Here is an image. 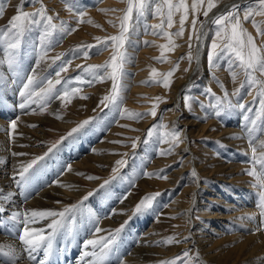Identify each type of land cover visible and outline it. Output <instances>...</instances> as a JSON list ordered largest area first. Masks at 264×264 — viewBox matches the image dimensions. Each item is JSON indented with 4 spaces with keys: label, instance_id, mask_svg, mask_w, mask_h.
Here are the masks:
<instances>
[{
    "label": "rangeland",
    "instance_id": "rangeland-1",
    "mask_svg": "<svg viewBox=\"0 0 264 264\" xmlns=\"http://www.w3.org/2000/svg\"><path fill=\"white\" fill-rule=\"evenodd\" d=\"M172 2L177 3L178 0ZM185 3L189 6L183 26L184 32L180 36L175 33L181 28L180 16L183 10L174 11L171 27L166 20L167 6H163L160 13L156 12L157 5H163V0H154L142 17L136 18L133 12L127 40L122 49L127 57L120 80L122 89L116 103L105 107L101 100L109 95L112 80L105 78L101 82L99 77L105 76L111 69H100L95 74L83 69L87 66L103 65L110 59L113 53L112 42L109 41L107 46H104L98 44L96 38L104 41L107 37L119 34V18L127 7L125 0H75L76 7L71 12L66 7V0H24L23 3L22 0H0L2 9L0 31L8 27L9 20L17 14L18 7L22 6L24 12L31 13L39 9L41 4L46 9V15L52 16V23L57 26L63 25L66 29L61 32L58 27L44 37L42 33L45 26L43 24L34 26L20 38V48L14 66L10 68L6 63L0 64V137L8 138L6 147L12 152L13 158L10 161L12 162L10 168L15 171V174L10 173L12 175L9 176L10 183L2 184L3 188L0 187V193L12 194L6 203L0 200V207L7 209L0 213V237L15 241L11 249L22 251L20 261L27 264H40L41 260L44 264H97L101 259L96 258L99 246L95 247L96 249L90 245L85 246L86 241L93 239L86 235L81 224L77 229L73 224L78 219L82 223L85 216H98L106 219L104 226L108 231L107 237L127 222L123 230L117 234L116 242L108 251V255L102 258V264L106 262L111 264L112 261L119 260L125 250L132 246L128 243L126 245L129 246L119 249V252L115 248L127 243L124 242L127 234L134 238V232L147 233V237L153 235L157 241L154 243H160L159 248H162L159 257L158 255L148 257L143 264H168L173 260L175 264H203V260L206 264H233V258L222 257L219 260H217L219 256H216L217 259L210 258L211 256H206L202 248L197 249L196 255H193L190 246L177 247L184 244L181 236L186 229L191 231L190 224L212 225L213 220L210 218L212 213L222 212L218 217L220 224L213 225L216 230L220 231L219 228L226 227L225 224L231 221L230 219L227 221L224 214L225 210L236 208L235 204L233 200L224 203L221 190L214 194V190L219 188L217 185H223L222 189L226 191L247 183L253 190H262L253 186L256 181L247 174L250 169H255L258 173L262 170V164L253 161V148L256 149L257 157L264 156V108L260 103L257 86H249L244 72L227 56L211 66L208 62V52L217 30V25L211 21L230 9L238 11L242 27L253 36L256 45H264V36L257 35L251 19L243 21L245 12L259 10L260 4L259 0H214L216 6L205 17L203 12L207 7V0H204V4L195 13L191 9L192 0ZM234 5H238L239 8L234 9ZM193 19L196 20L195 31ZM252 19L264 31V16L254 15ZM162 22V29L154 27ZM203 25L205 36L201 43L202 54L198 59L196 37L201 33ZM154 32L156 34H153ZM5 39L10 41L12 37ZM88 45L94 47L86 48ZM6 47L7 45L0 41V60L4 59ZM85 51L89 53L87 57L84 56ZM189 55L192 57L191 62ZM199 60L198 69L192 74L188 85L183 88L179 101L176 100L178 91L188 81ZM78 65L81 67H77ZM62 67L67 70L61 71ZM57 72H60L59 77L56 75ZM169 72L172 73L171 76L166 75ZM233 72L236 73L235 78ZM30 76L35 77V81L25 90L24 85ZM256 76L264 81V76L260 73H256ZM57 79L61 80L60 84H55ZM165 79L168 87L164 86ZM49 81L53 82V90L44 94ZM72 89L79 91L65 101L63 92ZM22 91L25 92L23 96ZM185 96L192 98L190 107H185ZM175 101L179 105L177 109L174 106ZM21 104L26 106L22 108ZM239 105L244 107L241 108ZM153 110L155 116L151 115ZM23 117L27 118L25 120L27 124L22 122ZM85 121L87 123H84ZM252 121H255V124ZM13 123L15 127L12 126ZM81 124L83 127L72 131ZM22 127L24 133L19 132L22 131ZM183 128L189 137L186 142L187 150H184L182 141L173 146L170 139L171 133L176 132L182 140L180 130ZM25 135L28 136L24 139L26 143L18 142L20 137L26 138ZM99 141L103 143L102 147ZM99 144L100 148L91 155L95 156L97 153L99 162L88 163L91 166L86 168L81 167L80 160L83 156L92 153L93 148ZM169 149V154L160 155L161 151ZM18 153L22 155H17ZM37 157L42 159L30 170L29 179H34L35 176L38 179L43 174H48L46 178L51 179L56 175L54 168L62 163L65 168H75L73 184L82 191L66 205L67 207L78 205L77 209L69 214L75 221L69 225L68 217L65 219L64 227L53 237L52 249L47 256L43 249L35 253L26 251L18 239L23 224L18 228V225L4 217L16 209L18 202L14 199H18L19 202L20 199H24L23 195L26 193L24 188L31 181L30 179L24 186H18L16 184L20 180L18 171ZM121 159L126 163L119 167L117 173H113V168L117 167L116 161ZM216 163L227 167L215 171ZM191 172H196L197 182L201 187L195 186V179L189 176ZM3 174H0V180L3 179ZM239 174L245 179H238ZM11 180H14V183ZM261 180L264 181V176H261ZM105 181L108 183L105 184ZM33 184H29L30 187ZM37 188L38 185L30 190ZM207 188L213 191L207 193L205 192ZM89 193L91 195H88ZM125 194H129L131 199L125 201L126 204L123 206L116 204L119 203V199L125 197ZM209 194L212 200L206 197ZM85 196L88 197L87 200H83ZM145 196L154 197L151 207L135 212L137 205ZM202 203L206 204L210 213H201L202 205L199 204ZM257 204L255 207L257 218L262 217L264 221ZM66 206L59 208L57 212ZM188 206L192 211L191 221L184 215V210ZM232 228L236 226L232 225L230 229ZM9 229H14V233L9 232ZM195 229L192 230L194 234L200 232ZM50 231L45 229V233ZM211 232L207 236L215 238L218 232ZM228 240L224 239L220 247L233 248L231 241ZM219 245L217 244V248ZM226 245L228 247H224ZM112 250L116 254H113L114 258L111 259ZM185 252L188 253L186 257L183 255ZM214 253L216 254L213 249L211 254ZM245 261L241 259L236 264H247Z\"/></svg>",
    "mask_w": 264,
    "mask_h": 264
},
{
    "label": "snow or ice",
    "instance_id": "snow-or-ice-1",
    "mask_svg": "<svg viewBox=\"0 0 264 264\" xmlns=\"http://www.w3.org/2000/svg\"><path fill=\"white\" fill-rule=\"evenodd\" d=\"M24 0H22V3ZM127 7L124 10L122 17L119 18L120 20V31L118 35L111 36L105 38L104 41H100L99 38H96L98 44H102L107 46L108 42H112L113 53L108 61L105 62L103 65H93L84 67V71L93 72L94 74L99 72L100 69H108L110 68V72H106L105 76L99 77L101 82L103 79H111L112 80V88L109 95L105 96L101 100V104L105 107L109 106L110 104L116 103L119 99V93L122 89V85L120 83L121 77L123 76V65L127 61L126 53L122 51L124 48L125 42L127 40V33L129 32V22L133 19V12H135V17L139 18L145 15V12L150 8L151 4L154 0H125ZM204 4V0H192L191 9L193 13H195L201 6ZM260 9L253 12L251 10L246 11L243 17V21H249L253 24V27L257 30V35L264 36V31L261 30L259 24L252 19L254 15L264 16V0H259ZM71 5V6H69ZM163 6H167V24L169 27L172 26L173 14L174 11L183 10L184 14L180 16V25L181 28L175 35L180 36L183 34V25L187 18L186 13L188 10V6L185 3V0H178L177 3H173L172 0H163V5H157L156 12L160 13L161 8ZM216 4L214 0H207V7L205 8L203 15L205 17L208 16L209 11L214 8ZM66 7L68 11H73L76 7L75 0H66ZM234 9H238V5L233 6ZM0 15H2V9H0ZM79 15H83V13H79ZM52 16L46 15V9L41 4V7L37 9L35 12H24L22 10V6L17 8V14L12 16L9 20L8 27L5 28L3 31H0V41L7 45L4 54V59L0 60V64H8L11 68L16 63V57L19 52L20 48V38L24 36L25 33L30 32L34 26H39L43 24L45 26V31L42 33L44 37L50 35L51 30H56L59 27V31L64 32L66 31L63 25L57 26L56 24L52 23ZM213 24L217 25V30L215 33V38L213 39L210 49L208 52V62L209 65L216 64L219 60L224 59L226 56L227 58L233 63L236 64L237 67L244 72V75L247 79L249 86H257L258 95L260 97V103L262 108H264V81L257 78L256 73H260V75L264 76V45L257 46L255 40L251 34L247 32L246 29L242 27V21L239 16L238 11L228 10L226 13H222L219 16L215 17L212 21ZM193 29H195L196 20L193 19L192 21ZM155 28L162 29L163 22L160 25L154 26ZM71 31H75V29H71ZM153 34H156L155 32ZM164 35L168 36V33H163ZM203 33H199L196 39L199 41ZM5 37H12L9 41L5 39ZM191 36L189 40H191ZM220 41L222 43H218ZM147 43V42H145ZM171 39L169 38V44H171ZM191 47V45H189ZM93 45H88L86 48H92ZM164 47L163 45L161 46ZM79 50V49H78ZM88 51L84 52V56H88ZM60 57H56L59 59ZM191 55H189V61L191 62ZM81 67V66H77ZM67 69L62 67L61 71H66ZM187 71V69H186ZM153 74H155V70H153ZM233 78H235L236 73L233 72ZM57 77L60 76V72L56 73ZM167 76H171L172 73L169 72L166 74ZM35 77L30 76L28 77V82L24 85V89L27 90L30 86L34 83ZM159 82V81H157ZM61 80L57 79L55 84H60ZM164 86L168 87V82L165 79ZM53 82L49 81V86L47 89L44 90V94L51 93L53 90ZM243 87V85H242ZM79 89H72L71 91L63 92V99L68 101L71 95L76 94ZM239 90H237L238 93ZM236 94V93H234ZM21 95H25V92L22 91ZM33 95H35L33 93ZM31 98V96H29ZM59 98V97H57ZM185 107H190V100L192 98L185 96ZM25 104H21L20 107H25ZM231 107V105H228ZM241 108L244 105H239ZM203 107V105H202ZM219 115V112L216 113ZM138 115V114H137ZM151 115L155 116L156 113L153 110ZM84 123H87L85 121ZM255 124V121H252ZM15 127V124L12 125ZM79 127H83V124L78 125L77 128H74L72 131L75 132L78 130ZM151 134V133H150ZM171 142L173 146L181 142V137L178 133L173 132L171 133ZM55 147V145H53ZM133 147H135V143H133ZM51 151V149L49 150ZM256 149L253 148V161L255 163L262 164L261 172H257L255 169L248 170V175L254 177L256 183L253 185L254 187H258L262 189L259 193V200L257 207L260 209L261 216H264V181L261 180V176H264V156L257 157L255 155ZM170 153V149L167 151H161L160 155H167ZM22 155V154H17ZM42 157H37L33 159L31 162L26 164L22 167V170L19 172L20 180L17 181L18 186H24L30 177V170L37 165L38 161L41 160ZM126 163L125 160L121 159L116 161L117 167L113 168V173H117L119 167H122ZM146 175H152L147 174ZM195 175V173H193ZM166 178V177H161ZM89 179H93V177H89ZM108 181H105L107 184ZM11 193L3 194L0 193V200L7 202L11 198ZM88 195H91L89 193ZM87 196L83 198V200H87ZM153 196H145L142 198L140 203L137 205L135 212H141L151 207ZM81 201V204L83 203ZM78 205H72L71 207H65L62 211H52V210H32L26 213H13L10 217L13 220L18 219L19 216L23 215L24 219L23 223V230L19 234V241L25 247L26 251L30 253H35L40 249L44 250L45 256L48 255L49 251L52 249V240L57 231H60L65 225V219L68 217L70 213H73L77 209ZM6 209L0 207V213L5 212ZM51 217L52 220L49 224H47V229H50V232L45 233L44 229H38L34 227H30L31 224L37 223L41 219H47ZM251 219V217H249ZM264 223V221H262ZM127 222H125V225ZM125 225H121L120 228L115 230L114 234H111L107 239H94L88 240L85 242V246H93L100 248V260H98L97 264H102V258L107 254L108 251L111 250L112 246L115 244L117 239V234L123 230ZM259 230V229H258ZM97 232L101 231L99 228L96 229ZM171 242V241H166ZM0 254L7 256L11 262V264H15V256L11 248L5 250L3 246H0ZM87 255V253H84ZM185 257L188 256V253L185 252L183 254ZM34 258V257H30ZM179 259V257H177ZM40 264H44V261L41 260ZM168 264H175V261H170Z\"/></svg>",
    "mask_w": 264,
    "mask_h": 264
},
{
    "label": "bare ground",
    "instance_id": "bare-ground-1",
    "mask_svg": "<svg viewBox=\"0 0 264 264\" xmlns=\"http://www.w3.org/2000/svg\"><path fill=\"white\" fill-rule=\"evenodd\" d=\"M186 1H189V0H186ZM187 6H189V5H187ZM222 8H220V9H222ZM180 11H182V10H180ZM187 28H188V26H187ZM198 42H200V40ZM198 42H197L196 54L199 53V56H200L202 54V48H200L198 50V44H199ZM201 47H202V44H201ZM187 78H188V75H187ZM174 106H175L176 109L179 108V105L177 104L176 101H175V105ZM25 120H27V118L26 117H23V121L22 122L26 123ZM18 126H20V125H18ZM184 126L185 125H183V127ZM19 130H20V128H19ZM180 131H181V135H182V140L181 141L183 143L184 150H187L188 148H187L186 145L188 143H186V142L189 140L188 133L186 132V129L185 128L181 129ZM17 132H18V130H17ZM19 132L24 133L23 127H22V131H19ZM25 137L26 138L20 137L18 139V142L21 141L20 142L21 144H22V142L23 143H26V140H24V139H27L28 136L25 135ZM11 139H12V137H11ZM7 141H8V138H5L4 139V137H0V174L4 173L2 175V178L3 179L0 180V187H2V188H3V185L2 184H7L8 182L10 183L9 176H12L11 175L12 173L15 174L14 169L11 170V168H10V165L12 163V162L10 163V161H12L11 160V158H12L11 157L12 156L11 153L12 152L8 151V147H6V145H7L6 142ZM99 143L101 144V147H102V144L103 143L101 141H99ZM100 144L99 145H96L93 148L92 153H90V154H87L86 153L87 156H83L82 155L83 156V159L80 160L81 162L79 161L81 167L86 168V167H89V165L91 166V164H88V163H96V162H99L100 159L97 157V153H96L95 156H91V155H94L95 152H97L98 148H100L99 147ZM256 145H258V144H256ZM9 149H10V147H9ZM11 151H13L12 148H11ZM13 153H15V152L13 151ZM230 155H231V157H233L232 152H230ZM15 164L16 163H14V165ZM214 167H215V171H220L221 169H226L227 166L224 167L222 164L216 163V164H214ZM229 167H230V165H229ZM54 169H55L56 175L54 177H52V178L50 177L51 179L46 178V175H48V174L40 175V177L38 179L36 178V176L34 177V179L33 178L32 179L30 178L31 181L29 182V184H33V183L34 184L31 187H30L29 184L27 186H25L24 191H26V193L23 195L24 196V199L23 200L20 199V202L18 201V199H14L15 202H18L16 209L15 210L13 209V211L10 213V215H5L4 217L9 218L8 220L10 222H12V223H15V225H18V228H19L20 225L23 224L22 221L24 219V216L21 215V216L18 217V219L13 220V219L10 218L13 213H26V212H30L32 210H37V211H40V210L57 211L59 208H63L64 206H66L68 204L69 200L71 201V199H74V197L80 195V192H82V191H80V189L77 187V185L74 186V184H73L75 182V180H74L75 174L73 173L74 172L73 170H75V168H73V169L67 168V167L65 168L64 165H62V163H61L60 165H58ZM89 169H91V168H89ZM191 170L193 171L194 168L193 169L191 168ZM18 172H20V171H18ZM193 173H195V175H193ZM135 175H136V173H135ZM239 175H238V179H241V180H244L245 179V177L243 175H240V176ZM189 176L195 179V186L201 187L200 185H198V182H197L198 177L196 176V172L189 173ZM13 178H14V176H13ZM13 181H12V183H14ZM37 185L39 186V188L30 190L33 186H37ZM218 186H219V188H218ZM202 188H203V190L205 189L204 187H202ZM210 188H207V190H205V192L210 193L211 191H213V189L211 190ZM217 188H218V190H214V192H215L214 194H216L217 191H220L221 190L222 193H223V194L221 193V195L223 197L222 199H223L224 203H226L229 200H233V202H234L233 204H235L234 207H236V208H232V209H230L228 211L225 210L228 215L226 213L225 214L223 213L225 219L227 221L230 219L231 221H228V224L227 223L225 224L226 227L219 228L220 231L219 230H216L213 225L220 224V221H218V219H219L218 217H219V214H222V212L219 211L220 209L219 210L217 209L219 212L218 213H212V215L210 217L213 220L212 225H209L208 223H206V224L203 223L204 225L203 224L197 225L195 223H192V225L190 224L191 231H189V229H186L185 232H184V234L181 236L183 238V243L184 244H182L181 246H178L177 248H180V247H184L185 248L186 246H190L191 249L193 250V252H192L193 255L196 253L197 249H201L202 248V251L207 254L206 256H208V257L211 256L210 258H216L217 259L216 256H219V258L217 260L221 259L222 257H229V259L230 258L231 259L233 258V264L234 263L236 264L241 259L243 260V262H244V260H246L245 262L247 264H264V223H262V217L257 218L258 217V214L256 213V210H255L256 203H258L257 200L259 198V193L262 190H259V191L253 190V188L250 185H248L247 183H245V185L236 186V188H234L232 190H226V191H224V189H222V188H224L223 185H221V186L220 185H217ZM116 194H118V193H116ZM210 195L211 194H209L208 196H206L208 198V200H212V199H210ZM130 199L131 198H130L129 194L128 195L125 194V197L123 199H119V201H118L119 203H116V204H120L119 206H123V205L126 204L125 201L130 200ZM116 201H117V199H116ZM188 205H190V204H188ZM199 205H202L201 208H200L201 213H204V212L207 213V214L210 213V212H208L209 210L207 211V208H206V204L205 203H202V204H199ZM189 207L190 206H188L184 210L185 214L183 213L186 216V219L187 220H190L191 217H192L191 216V212L192 211H190ZM14 208H15V206H14ZM101 210H102V208H101ZM6 211H7V209H6ZM232 211H234V212H232ZM92 212H95V211H92ZM108 212H110V211H108ZM118 213L120 214V212H118ZM108 216H109V213H108ZM249 217H251V219H249ZM73 218L74 217L71 216V215L68 216L69 225L72 224V222L74 220ZM109 219H111V218L109 217ZM51 220H52L51 217H49L47 219H41V221L39 220L37 223L31 224L30 226L31 227H34V228L44 229L45 230L47 228V224H49L51 222ZM82 220H83L82 223H80V221L78 219L76 221V223L73 224V225L76 226L75 227L76 229L81 224V226L84 228V232L86 233V235L88 237L92 238L93 240L94 239H98V238H101V239H107L108 238L107 237V232L108 231H107L106 227L104 226L106 224V219L103 220L102 218H100L98 216H85ZM202 222L203 221L201 220V223ZM207 222H209V220ZM138 224H139V222H138ZM205 225L207 227H205ZM232 225H235L236 228L230 229L232 227ZM209 226H210V228H209ZM201 227H203V228H201ZM97 228H99L101 231L97 232L96 231ZM76 229H74V230H76ZM193 229H195L197 231H200V232L194 234L192 232ZM9 230H10L9 232H13L14 229H9ZM229 230L231 232L228 233ZM133 231H135V230H133ZM211 231L218 232L214 236L215 238H213V237L211 238L210 236H207V235H210L209 233ZM134 234H135V237L134 238L130 237V235L127 234L126 241H124V242H127V243H125L124 245H122V247L119 245L117 248H115V249H117L116 251H118L121 248L124 249L125 246H129V245H126V244L130 243L132 247L129 248L130 250L129 249L128 250H125V252H127V253L124 252L123 255H122V257L126 255V257H123V258L120 257L119 260H121V261H119V260L116 259V260L112 261L113 263H111V264H143L146 261V258H148V257L149 258L150 257L152 258V257L157 256L158 254H160V251L162 252V248H159L160 243L159 244L154 243V242H157V241L155 240L156 237H154L153 235L147 237V235H148L147 233H144V234L142 233L141 234L139 232H137V233L134 232ZM220 236H222V238L219 239ZM224 239H229L231 241V244H232L233 248L230 249V248L220 247V246H222L220 243H222V241ZM14 244H15V241L11 240L10 238H3V237L1 238L0 237V246H3L5 250H8L9 248H12V246ZM217 244L218 245L220 244L218 246V248H217ZM194 247L196 248L195 250H194ZM224 247H228V246L226 245ZM213 249L215 250L216 254L215 253L214 254H211V251ZM11 250H13V253H14L15 258H18V260L15 259V264H27L25 261H20L19 260L21 258L20 257V254H22L21 253L22 251L18 252L17 249L16 250L15 249H11ZM96 252H97V256L98 257H96V256L95 257L98 258V259H100V248L99 247H98V251H96ZM107 253H109V252H107ZM110 253H111V259L114 258L113 254L115 255L116 253H113V250ZM91 254H92V251H91ZM106 255H108V254H106ZM241 256H244V257H241ZM158 257H159V255H158ZM9 262H10V260H9V258L7 256H4V255L0 254V264H7ZM202 262H203V264H206V262L204 260ZM218 262H220V261H218ZM106 264H108V263L106 262Z\"/></svg>",
    "mask_w": 264,
    "mask_h": 264
},
{
    "label": "water",
    "instance_id": "water-1",
    "mask_svg": "<svg viewBox=\"0 0 264 264\" xmlns=\"http://www.w3.org/2000/svg\"><path fill=\"white\" fill-rule=\"evenodd\" d=\"M201 32L203 33V35L201 36V41H200L199 44H198V50H199L200 48H202V47H201V43L204 41V36H205V26H204V25L201 27ZM198 59H199V55H198ZM199 64H200V60H199V62L197 61L196 66L194 67V69H193L192 72L190 73L188 81H187V82L185 83V85H184V86L178 91L177 99H176V100L179 101V99H180V95H181V92L183 91V88H185V86L188 85V83L191 81V76H192V74L198 69Z\"/></svg>",
    "mask_w": 264,
    "mask_h": 264
}]
</instances>
